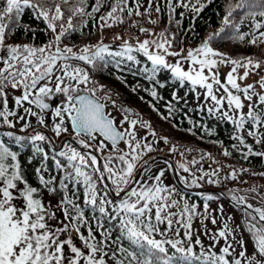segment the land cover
Wrapping results in <instances>:
<instances>
[{"label":"snow or ice","instance_id":"1","mask_svg":"<svg viewBox=\"0 0 264 264\" xmlns=\"http://www.w3.org/2000/svg\"><path fill=\"white\" fill-rule=\"evenodd\" d=\"M212 2L164 0L169 23L177 7L199 15ZM105 3L106 0H95L89 11L88 0H0V127L15 129L22 122L19 132L24 133L32 127V118L40 127L49 128L46 115L51 111L53 117L49 129L52 137L36 129L27 136L13 131L5 133L17 144H31L33 156L29 164L35 157L41 158L34 169L36 186L26 178L18 153L0 140V264H264V207H255L246 197L233 193L232 201L245 209L241 224L230 227L225 222L215 233H209L205 226V234L212 241L205 247L199 234L194 238L193 221L200 215L204 226L203 221L209 217L208 204H204L203 213H198L196 204H189L183 196L177 199L179 193L162 182L163 170L150 176L148 181L136 176L138 169L148 170L149 162L141 161L154 151L152 143L146 142L147 137L138 139L137 126L149 129V134L155 137L151 124L138 115L129 120L127 109H122L125 115L117 124L106 111L108 102L112 101L111 94L100 95L104 86L97 85L84 67L73 63L79 61L93 69L107 68V57L119 69L125 61L139 64L133 53H141L151 63L150 70L139 69L149 81L164 87L156 75L160 69H166L181 87L187 83L193 91L197 87L203 89L205 100L213 104L209 113L219 112L241 133L233 137L238 141V150L246 149L241 155L245 159L264 157V151H254L244 135L252 137L255 144L264 145V92L257 91L255 84L241 83L253 72L259 75L264 61L253 57L232 58L212 46L217 39L246 42L256 47L264 45V0H237L236 3L228 0L218 31L208 35L198 47L187 50L186 55L183 50H170L174 37L170 39L165 32L150 33L157 35L156 40L137 38L135 45L124 40L120 51H111L103 40L78 51L63 45L72 32L88 27L86 18L95 21ZM134 4L132 7L129 0H113L109 10L99 15L101 33L105 28L124 23L125 14L131 19L133 15L151 17L153 7L157 14L162 11L160 0H147L143 12L141 0H134ZM27 9L51 32L52 38L46 44L7 42ZM76 18L79 26L73 22ZM245 21L249 22L247 32L241 30ZM150 23L155 24L157 20ZM137 24L134 22L132 27ZM24 28L29 30L27 26ZM139 31L148 33L143 27ZM114 38L123 40L120 35ZM168 56L181 59L168 63ZM185 63L187 69L183 67ZM222 65L232 66L223 82L219 73ZM241 68L243 75H239ZM256 84L264 90V76ZM16 92L20 94L15 95ZM10 93L12 108L9 107ZM57 95L63 97V102L53 107L51 101ZM150 95L158 99L155 88ZM173 99L181 98L174 93ZM112 106L117 107L115 101ZM65 135L71 139L61 141V148L57 150L53 137L59 139ZM161 139L169 143L166 137ZM121 143L126 150L120 147ZM44 144L50 147L51 153L45 151ZM106 151L108 155L104 156ZM171 151L177 149L172 147ZM223 155L227 157L231 153L224 150ZM50 159L53 169L48 167ZM191 163L194 165L197 161ZM179 167L192 177L190 181L187 177L181 178L186 186L201 187L199 182L206 177L209 184L219 183L210 178L218 176L219 169L212 172L198 169L200 175H196L185 164ZM244 171L247 169L240 170ZM225 178L237 180V170L233 169ZM45 195L58 199L55 204L51 199L46 202ZM203 199L211 201L217 197L209 194ZM89 211L91 216L87 214ZM211 223L216 224L215 217ZM245 233L249 237L247 241ZM221 240L224 246L217 252L216 245Z\"/></svg>","mask_w":264,"mask_h":264},{"label":"trees","instance_id":"2","mask_svg":"<svg viewBox=\"0 0 264 264\" xmlns=\"http://www.w3.org/2000/svg\"><path fill=\"white\" fill-rule=\"evenodd\" d=\"M73 2H75V0H73ZM174 2H176V0H174ZM187 2L188 0H185V3ZM206 2L207 0H201V3ZM231 2L236 3L237 0H231ZM94 3L95 0H88L89 11L90 6ZM112 3L113 0H106L105 7L101 9V13L96 14V20L93 21L90 18H86L88 19V27L83 28L81 31L72 32L64 39L63 45L71 46L74 48V51H78L84 46L95 45L100 40H103V43L109 46L114 43H123L124 40H137V38L139 40H156L157 35H151L150 33L159 34L165 32L170 39L174 37V39H172L171 51L179 52L184 49H194L198 47L208 35L218 31L221 27L228 0H213L212 3L207 4L199 15L194 14L188 9L177 7L171 23H169V11L164 4V0H160L162 11L159 14L155 12V7L152 9L151 17L147 15L136 17L133 15L131 19H128L125 14L124 23L117 24L112 28H105L103 33H101L98 27L100 23L99 15L106 13L109 10V5ZM129 3L130 6H135L134 0H129ZM141 3L144 5V7L140 9L143 12L147 7V0H141ZM192 3H195V0H192ZM64 7L67 8L68 6L65 5ZM181 13H183L182 16ZM66 15H68L67 12ZM150 20H157V23H150ZM176 21H180V23L177 24ZM73 22L79 26V18H76ZM134 22H138L136 27H132ZM24 26H27L29 30L26 31ZM140 27L147 29L148 33H141L139 31ZM241 30L244 32L249 31L248 21H245L241 26ZM227 31L231 30L229 29ZM117 35L123 36V40L115 39L114 37ZM51 38L52 34L50 31L46 30V25L43 21L37 19L32 10L27 9L21 16L20 26L15 27L14 31L8 35L7 42L16 45L32 44L34 46H41L46 44ZM212 46L218 51L228 54L232 58L242 59L244 57H253L257 60L264 61V45L256 47L246 42L217 39L213 41ZM109 47L111 51L121 50L118 46ZM133 55L137 56L136 59L140 63L134 64L125 61L119 69L111 62L110 58L107 57L106 59H109L107 68L98 66L96 69H93L91 66L83 65V63L79 61H74L73 63L84 67L97 85L104 86V92L100 93V95H104V93L111 94L112 101H115L117 107H113L112 101H109L106 107L107 112L112 113V111H117L124 118L125 112L122 111V109H127L130 113L128 117L129 120L136 119L138 115L151 124V130L155 131L157 134L155 137L149 134V129L139 128V125L137 126L138 139L147 137L146 142H151L154 148L153 152L144 156L141 163H143L144 160L149 162L156 156L166 159L155 160L153 165L148 168L140 178L148 181L150 176L158 174L159 171L163 170L165 175L162 178V182L164 185L173 188L179 193V195L176 196L177 199L183 196L187 199L189 204H196L198 213H203L204 204H208L209 217L203 221L204 226L201 224L202 216L200 215L196 216L193 221L194 238L195 234H199L204 246L208 247L212 241H210L208 235L205 234V230L207 229L209 233H215L223 227L226 221H228V217L220 218L216 201H221L229 208L237 211L240 215V223L243 214L240 209L225 202L219 194L204 190L212 189L221 191L230 199L233 193L243 196V193L247 191L264 192V176L260 175V173H264V157L250 156L245 159L241 155V151H246V149L238 150V141L233 139L235 135L241 133L236 130L231 122L223 118L219 112L213 111L209 113L208 109L213 107V105H201L202 103L199 101L196 91H193L192 86L185 83V85L181 87L179 82L176 81L166 69H160L156 75V80L162 82L165 85L164 87H159L155 82L149 81L146 75L140 72L139 69L148 68L150 70L151 63L141 58L138 53L137 55ZM259 71H262V76H264V67ZM117 77H120V79H117ZM153 88H155L158 93V99H153L150 95V91ZM133 89H135V91ZM174 93L181 98L179 101L173 99ZM19 94V92L15 93V95ZM61 104L62 102L58 106ZM9 107H13L12 93L9 94ZM170 107L172 108L171 112H169ZM162 117H167V119H162ZM52 120L53 117L50 111L46 115V123H48L49 128L40 127L36 123L35 118H32V127L24 133L19 132L22 122L17 123L15 129H7L6 126L0 127V140L4 141L11 150L18 153L26 178L34 186L38 185V179L34 174V169L39 166L41 158L37 156L33 159L32 163L29 164L28 160L33 156L31 144L27 142L22 145L17 144L13 138H9L5 133L7 131H13L15 134L27 136L33 129H36L52 137L53 134L49 130ZM123 126L127 128V126ZM244 135L246 142L253 146L254 151H264V145H257L252 137H247L246 133H244ZM161 137H166L169 143L165 144ZM53 139L56 149L60 150L61 141H68L71 137L65 135L61 136L59 139H55L54 137ZM42 146L45 148V151L51 153V149L47 144ZM76 146L78 147V145ZM120 147L126 150V146L123 143H121ZM172 147H175L177 151L172 152ZM224 150L229 151L231 155L227 157L224 156ZM97 155L100 156L101 154L97 153ZM103 155H108V152H104ZM209 156L212 159H209ZM193 160L197 161L194 165L191 163ZM47 163L48 167L53 169V161L50 159ZM102 163L103 160H101V164ZM180 164L187 165L196 175H200V172L197 171L198 169H203L205 172H212L213 170L219 169L218 176L210 177L214 181L218 180L219 183L209 184L206 182L209 177H206L204 181L199 182L202 185L201 187L186 186L181 178L187 177L190 181L192 177H190L188 173L183 172L179 167ZM173 168L176 170L181 184L176 182L173 175ZM233 169L237 170L238 179H226L225 177H227ZM241 169H247V171L241 173ZM138 171L139 169L136 174ZM53 174H55L54 170ZM149 182L154 183V181ZM253 188H255L256 191H252L251 189ZM209 194L216 196L217 199L205 201L203 197ZM109 198L111 199L112 197L110 196ZM44 199L46 202L51 199L52 203L55 204L58 198H50L48 195H45ZM87 214L91 216L90 211ZM212 217L216 219L215 225L211 223ZM245 234L247 235V233ZM248 239L245 238L246 241ZM77 243L79 244V241H77ZM223 246L224 241L221 240L220 243L216 245L215 250L219 252V249ZM237 251H239V249H237ZM248 251L249 253L252 252V245L250 243L248 244Z\"/></svg>","mask_w":264,"mask_h":264},{"label":"rangeland","instance_id":"3","mask_svg":"<svg viewBox=\"0 0 264 264\" xmlns=\"http://www.w3.org/2000/svg\"><path fill=\"white\" fill-rule=\"evenodd\" d=\"M143 40H145V39H141L140 41H143ZM148 40H155V39H148ZM129 41L133 45H135L137 43V40H129ZM122 44L123 43H114V44L109 45V46H111V47L118 46V47L121 48ZM189 49H184L183 50L185 55H186L187 50H189ZM153 51H155L154 48H153ZM137 53L138 52H134L133 54L137 55ZM138 54H139V56L141 58L146 59V57H144L141 53H138ZM135 57H137V56H135ZM166 59H167L168 63H175L177 60H180L181 57H179V56H176V57L168 56V57H166ZM183 67L185 69H187V67H188L187 63H185L183 65ZM231 67H232L231 65H227V66H223L222 65L220 67L219 73H220V79H221L222 82L225 80V77H226L227 73L231 70ZM238 71H239V75H243V71H244L243 68L239 69ZM262 73H263L262 71H259V75H256L255 72H253V74H251L247 80H244V81L241 82L242 85L255 84L257 91L264 92V90H261L259 88V85L256 84V82L260 79V76H262ZM195 91H196V94L198 96L199 101L202 103L201 105H208V104L213 105L211 100H205L204 95H203V93H204L203 89H200L199 87H197L195 89ZM197 96H196V98H197ZM61 102H63V97L59 96V95L55 96L53 101H51L53 106H56V105L60 104ZM111 115H112V117L115 118L117 124H119L121 122V120L123 119V116L121 114H119V112H117V111H112ZM124 125L128 127V124H124ZM257 193H259V195ZM243 196L246 197L247 198V202L253 204V206H255V207H264V199L261 198V197H264V192H249V191H247V192L243 193ZM216 205H217V208L219 209L220 218H227V217H231L232 218L231 221H226V222L229 223L230 227L234 226V225L241 224L239 222L240 215H239V213L237 211H235L234 209L229 208L228 206H226L221 201H216ZM221 208L223 209V212L220 211ZM57 215L60 216V213H57ZM51 223L55 224L56 222L53 221ZM244 238L248 239L249 237L245 234Z\"/></svg>","mask_w":264,"mask_h":264},{"label":"water","instance_id":"4","mask_svg":"<svg viewBox=\"0 0 264 264\" xmlns=\"http://www.w3.org/2000/svg\"><path fill=\"white\" fill-rule=\"evenodd\" d=\"M158 157H155V158H153L150 162H149V166L154 162V160L155 159H157ZM145 169H140L139 171H138V173H137V177L139 178L140 177V175L142 174V172L144 171ZM174 176H175V179L178 181V178H177V175H176V173L174 172ZM206 191H213V192H216V193H218L225 201H227L228 203H231V204H233V205H235V206H237L236 205V203L234 202V201H232V199H229V198H227L222 192H220V191H216V190H206ZM237 207H239L242 211H244L245 209L243 208V206H237Z\"/></svg>","mask_w":264,"mask_h":264}]
</instances>
